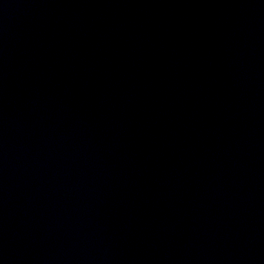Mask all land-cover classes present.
Listing matches in <instances>:
<instances>
[{
    "label": "water",
    "instance_id": "water-1",
    "mask_svg": "<svg viewBox=\"0 0 264 264\" xmlns=\"http://www.w3.org/2000/svg\"><path fill=\"white\" fill-rule=\"evenodd\" d=\"M0 264H264V0H0Z\"/></svg>",
    "mask_w": 264,
    "mask_h": 264
}]
</instances>
